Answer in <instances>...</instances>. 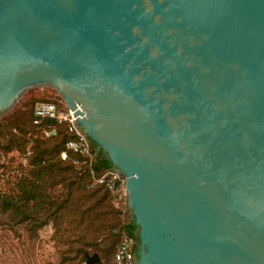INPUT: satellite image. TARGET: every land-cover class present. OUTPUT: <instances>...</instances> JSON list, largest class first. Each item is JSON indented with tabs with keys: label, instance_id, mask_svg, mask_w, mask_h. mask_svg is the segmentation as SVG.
<instances>
[{
	"label": "water",
	"instance_id": "obj_1",
	"mask_svg": "<svg viewBox=\"0 0 264 264\" xmlns=\"http://www.w3.org/2000/svg\"><path fill=\"white\" fill-rule=\"evenodd\" d=\"M37 87L125 178L137 264H264V0H0V119Z\"/></svg>",
	"mask_w": 264,
	"mask_h": 264
},
{
	"label": "trees",
	"instance_id": "obj_2",
	"mask_svg": "<svg viewBox=\"0 0 264 264\" xmlns=\"http://www.w3.org/2000/svg\"><path fill=\"white\" fill-rule=\"evenodd\" d=\"M42 101L66 107L61 98ZM33 105L26 104L25 110H14L0 120L1 149L6 154L16 150L27 160L26 173L11 191L0 192V210L10 211L11 225L22 226L33 236L53 225L58 241L68 246L58 264H83L94 252L103 257L99 264H114L124 233L137 253V227L129 211L115 207L105 186L89 188L113 169L105 153L90 141L95 155L91 166L71 152L64 159L62 153L72 137L67 126L52 120L35 125Z\"/></svg>",
	"mask_w": 264,
	"mask_h": 264
},
{
	"label": "rangeland",
	"instance_id": "obj_3",
	"mask_svg": "<svg viewBox=\"0 0 264 264\" xmlns=\"http://www.w3.org/2000/svg\"><path fill=\"white\" fill-rule=\"evenodd\" d=\"M58 98L60 96L53 88H33L21 98L13 111L22 108L25 110L26 104L31 102L34 103L33 106H36L44 99ZM26 169L27 160L24 154L16 150L6 154L0 146V192H10L16 180L26 173ZM32 206L30 203V207ZM10 221L11 212L0 210V264H58L60 262L68 246L58 241L53 225L43 227L33 236L22 226L13 227ZM100 256L102 261L103 257L101 254Z\"/></svg>",
	"mask_w": 264,
	"mask_h": 264
},
{
	"label": "built area",
	"instance_id": "obj_4",
	"mask_svg": "<svg viewBox=\"0 0 264 264\" xmlns=\"http://www.w3.org/2000/svg\"><path fill=\"white\" fill-rule=\"evenodd\" d=\"M47 120L66 125L69 134L72 136L66 143V150L62 153V157L66 159L68 153L71 152L86 159L87 161H85V163L91 166L94 162L95 155L92 152L90 140L83 135L76 124L77 118L74 116V112L67 106L61 107L54 102H40L34 109V124L40 125ZM95 185H103L107 188L117 209H123L124 212L128 210L125 178L120 173L110 170L101 177L96 178L94 182L89 185V188ZM133 244V240L124 233L115 252L113 263L137 264Z\"/></svg>",
	"mask_w": 264,
	"mask_h": 264
}]
</instances>
